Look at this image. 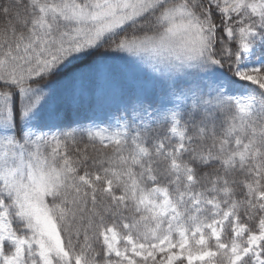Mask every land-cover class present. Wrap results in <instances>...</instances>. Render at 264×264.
<instances>
[{"label": "snow or ice", "instance_id": "6c2138e0", "mask_svg": "<svg viewBox=\"0 0 264 264\" xmlns=\"http://www.w3.org/2000/svg\"><path fill=\"white\" fill-rule=\"evenodd\" d=\"M0 264H264V0H0Z\"/></svg>", "mask_w": 264, "mask_h": 264}, {"label": "rangeland", "instance_id": "374dc122", "mask_svg": "<svg viewBox=\"0 0 264 264\" xmlns=\"http://www.w3.org/2000/svg\"><path fill=\"white\" fill-rule=\"evenodd\" d=\"M119 57H123L127 60H135L136 59L135 57L128 56V54H126V53H118V54H114L113 56L111 55L109 60H108V63L115 64V65H122L124 63V60L119 59ZM83 122L88 123L87 120H84Z\"/></svg>", "mask_w": 264, "mask_h": 264}, {"label": "trees", "instance_id": "16d2710c", "mask_svg": "<svg viewBox=\"0 0 264 264\" xmlns=\"http://www.w3.org/2000/svg\"><path fill=\"white\" fill-rule=\"evenodd\" d=\"M111 55L113 56L114 54H110V56H111Z\"/></svg>", "mask_w": 264, "mask_h": 264}]
</instances>
